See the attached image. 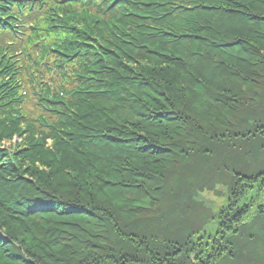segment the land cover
<instances>
[{"label":"trees","instance_id":"1","mask_svg":"<svg viewBox=\"0 0 264 264\" xmlns=\"http://www.w3.org/2000/svg\"><path fill=\"white\" fill-rule=\"evenodd\" d=\"M0 264H264V0H0Z\"/></svg>","mask_w":264,"mask_h":264},{"label":"rangeland","instance_id":"2","mask_svg":"<svg viewBox=\"0 0 264 264\" xmlns=\"http://www.w3.org/2000/svg\"><path fill=\"white\" fill-rule=\"evenodd\" d=\"M26 88H27L28 90H31L29 84H26ZM25 97H26V104H25V108H24L23 110L25 111V115H26V117H27L28 119L31 120V109H33V106L31 105V94H30L28 91H26V95H25ZM15 140H16V141H20V139L14 137V138L11 140V142H14ZM9 142H10V141H9ZM9 142H8V141H5V144H8ZM233 168H235L234 165H233ZM235 169H236V168H235ZM237 170H240V168L237 169Z\"/></svg>","mask_w":264,"mask_h":264}]
</instances>
